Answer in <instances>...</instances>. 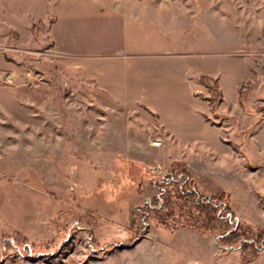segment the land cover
Wrapping results in <instances>:
<instances>
[{
	"label": "rangeland",
	"instance_id": "1",
	"mask_svg": "<svg viewBox=\"0 0 264 264\" xmlns=\"http://www.w3.org/2000/svg\"><path fill=\"white\" fill-rule=\"evenodd\" d=\"M151 2L195 13L119 9ZM260 130L264 0H0V264H264L160 187L185 170L258 235Z\"/></svg>",
	"mask_w": 264,
	"mask_h": 264
},
{
	"label": "trees",
	"instance_id": "2",
	"mask_svg": "<svg viewBox=\"0 0 264 264\" xmlns=\"http://www.w3.org/2000/svg\"><path fill=\"white\" fill-rule=\"evenodd\" d=\"M177 172L171 171L161 182L164 196L168 195L169 185H179L183 197H194L197 206L204 208L208 212L207 216L211 217L214 222V228H222L219 233V242L223 246H234L236 242L241 244V258L243 261H250V258H256L257 253L261 248H264V229H260L258 235L250 232L249 226L241 225L238 216L235 214L230 204V196L227 192L221 191L215 195H202L197 190L195 182L191 176L185 171L181 170L177 177ZM184 187L186 189H184ZM191 187V188H190ZM163 203V200H162ZM157 207V208H156ZM152 208L161 210L160 205L152 204ZM216 211V214H213ZM212 213V214H211ZM213 215V217L211 216ZM224 224V225H222ZM250 233L252 235H250ZM252 254V256H250Z\"/></svg>",
	"mask_w": 264,
	"mask_h": 264
},
{
	"label": "crops",
	"instance_id": "3",
	"mask_svg": "<svg viewBox=\"0 0 264 264\" xmlns=\"http://www.w3.org/2000/svg\"><path fill=\"white\" fill-rule=\"evenodd\" d=\"M114 2H115V4H117V1H114ZM119 9L123 10V14H125V16L132 14L133 17H135V18L143 17V18H147L148 20H152L155 24L156 23L162 24V25L172 24L175 27H178L177 25H179V24L185 25L187 19L191 18L192 14L195 13L192 10V8H190V7L169 6L168 4H163V2H155V4H154V2H151L150 5H148L146 7H141V8L137 7L136 5H130L128 7L120 6ZM148 108H149V110H151V113H155L150 107H148ZM155 115H158V113H155ZM242 124H243V122H242ZM249 125H250V121L247 125H243V126L248 127ZM162 126H163V132H164L162 137H164V139L167 141V136H168V134H170V132H169V129L167 130L165 125H162ZM213 126L221 129V131H222V127H220L218 125H213ZM261 131H262V133H260ZM257 135L264 136V130H260ZM161 139H163V138H161ZM210 172L212 173L213 171L211 170ZM217 175L219 176V175H223V174L217 173ZM232 176H233L232 179H231V177H229L228 179L236 181V182L242 180L241 178H243V176L241 174H233ZM224 178H226V177H224ZM259 224L261 226H264V220L260 221Z\"/></svg>",
	"mask_w": 264,
	"mask_h": 264
},
{
	"label": "bare ground",
	"instance_id": "4",
	"mask_svg": "<svg viewBox=\"0 0 264 264\" xmlns=\"http://www.w3.org/2000/svg\"><path fill=\"white\" fill-rule=\"evenodd\" d=\"M155 145H160V143L155 142Z\"/></svg>",
	"mask_w": 264,
	"mask_h": 264
},
{
	"label": "built area",
	"instance_id": "5",
	"mask_svg": "<svg viewBox=\"0 0 264 264\" xmlns=\"http://www.w3.org/2000/svg\"><path fill=\"white\" fill-rule=\"evenodd\" d=\"M160 143V142H159Z\"/></svg>",
	"mask_w": 264,
	"mask_h": 264
}]
</instances>
